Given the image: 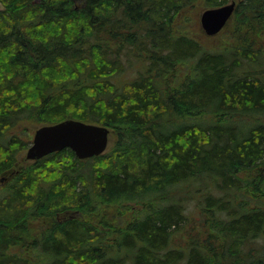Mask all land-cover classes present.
Here are the masks:
<instances>
[{"label":"trees","instance_id":"1","mask_svg":"<svg viewBox=\"0 0 264 264\" xmlns=\"http://www.w3.org/2000/svg\"><path fill=\"white\" fill-rule=\"evenodd\" d=\"M200 2L0 0V264H264V0L222 51L177 25ZM65 119L113 147L15 170Z\"/></svg>","mask_w":264,"mask_h":264},{"label":"water","instance_id":"2","mask_svg":"<svg viewBox=\"0 0 264 264\" xmlns=\"http://www.w3.org/2000/svg\"><path fill=\"white\" fill-rule=\"evenodd\" d=\"M235 6V2H230L204 10L200 16L204 33L211 37L221 32L232 17ZM109 136V128L75 119L43 125L35 130L25 159L34 162L64 149L72 151L79 160L89 159L106 152Z\"/></svg>","mask_w":264,"mask_h":264},{"label":"rangeland","instance_id":"3","mask_svg":"<svg viewBox=\"0 0 264 264\" xmlns=\"http://www.w3.org/2000/svg\"><path fill=\"white\" fill-rule=\"evenodd\" d=\"M232 1H235L237 4L239 0H228L227 3H230ZM208 8H204L203 4L200 2L193 6L192 8H189L188 10L184 11L180 15L179 22L177 21V25H184V32L188 35L192 36L196 40H198L206 49L211 51H222L226 47H230L231 45L236 44L235 40V32L238 25H236L235 16L232 15L226 26L221 30V32L215 36H207L200 24V16L204 10ZM234 14V13H233ZM248 36V31L245 30V36ZM233 38V42H231V39ZM238 38V37H237ZM235 40V41H234ZM231 42V43H230ZM130 67H128L123 74L120 75L121 80L129 81L136 77L138 70L140 69L141 65L140 63H137L136 61H133ZM43 126V124H33V123H24L23 128L25 129L26 133L29 134V145L31 144L33 134L36 129ZM115 137L113 133L110 132L109 140H108V148L106 152H108L114 145ZM28 145V146H29ZM28 148V147H27ZM25 152L26 149L23 150L17 157V164L15 166V170H19L21 168L26 167L27 165L33 163L32 161H28L25 159ZM2 188V182H0V189ZM250 200V201H249ZM254 198L250 196V199L248 198V203L250 205H253ZM262 204L261 207L264 208V200L260 201ZM193 206V203L190 204ZM189 207V208H190ZM192 210L195 208H191ZM192 214L194 216L197 215L196 211H193ZM32 228L34 230L39 231V229H44L49 226L48 221H36L31 224ZM261 243V242H260Z\"/></svg>","mask_w":264,"mask_h":264}]
</instances>
